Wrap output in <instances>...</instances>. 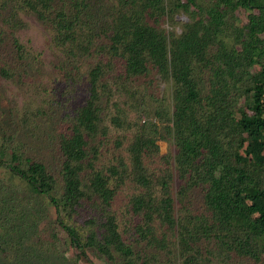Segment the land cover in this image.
Here are the masks:
<instances>
[{
  "label": "trees",
  "instance_id": "obj_1",
  "mask_svg": "<svg viewBox=\"0 0 264 264\" xmlns=\"http://www.w3.org/2000/svg\"><path fill=\"white\" fill-rule=\"evenodd\" d=\"M21 13L49 29L62 86L49 111L27 98L21 121L60 110L59 155L49 168L0 112V184L23 192L0 196V253L37 201L39 245L75 264H264V0H0V78L20 85ZM143 90L156 118L132 121L151 109Z\"/></svg>",
  "mask_w": 264,
  "mask_h": 264
},
{
  "label": "rangeland",
  "instance_id": "obj_2",
  "mask_svg": "<svg viewBox=\"0 0 264 264\" xmlns=\"http://www.w3.org/2000/svg\"><path fill=\"white\" fill-rule=\"evenodd\" d=\"M239 16L241 21L246 20L242 11L239 12ZM20 17L23 21V26L17 30V37L19 42L25 46L28 53V72L26 78H24V83L21 85L11 80L0 78V112L2 111L4 114V129L16 133L17 137L15 139L24 143L31 154L43 159L49 168L50 166L51 168H55L59 155L55 149V143L60 128V110H56L55 113L49 112L50 116L45 115L37 118L29 127L23 125L21 113L26 104L24 102L30 96L33 99L34 103L32 105L34 107L41 105L47 111L50 110V104L41 100L53 99L62 88L59 84L60 74L57 69L60 55L58 50L51 45V34L47 27L30 13H21ZM185 17L183 14H178L176 23L173 26H169V29L176 28L179 31L182 23L186 20ZM162 25L166 26L168 24L162 23ZM2 30L3 27L0 24V33ZM149 90H153L154 94L158 95V98L165 96L162 100L169 102V88L166 82L155 81L153 88ZM142 93V97L146 95L145 103H149L148 106L150 108L154 107L156 103L155 98H149V95L145 94L144 90ZM114 99H118L116 94L114 95ZM120 101L124 103V98H121ZM136 102L133 101L131 103ZM127 110L132 121H136L138 116L141 122L156 118L151 114L152 108L146 111L148 114H140L133 107H129ZM109 112L111 113L112 109ZM105 124H108L107 120H105ZM110 135L112 138H115L119 135V131L111 129ZM107 149L104 147L103 159L110 157L106 153L108 152ZM160 150L161 153L168 152L170 150L168 143L161 141ZM0 180L4 181L3 183L6 185L9 183L1 178V174ZM3 187L5 186L0 184V196L4 200L16 197L21 201L23 192L17 190L19 187H6L5 191ZM128 194L129 190L126 188L119 193L117 198L118 206L127 202ZM21 202L23 203V201ZM21 206L23 213L22 218L16 219V223L18 224L17 232L11 234L10 237L1 239V243L6 251L5 253H0V264H75L70 259L69 253L68 257L61 253L65 245L57 244V249H47L39 245L38 236H46L42 232H44V224L48 220V211L44 210L41 203L35 201L31 206H24L23 204ZM94 260L100 264H104L103 261Z\"/></svg>",
  "mask_w": 264,
  "mask_h": 264
}]
</instances>
